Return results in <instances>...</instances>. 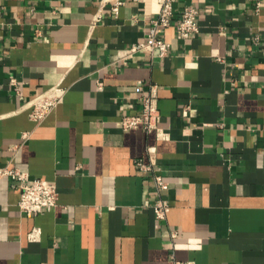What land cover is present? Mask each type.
I'll use <instances>...</instances> for the list:
<instances>
[{"label": "crops", "instance_id": "obj_1", "mask_svg": "<svg viewBox=\"0 0 264 264\" xmlns=\"http://www.w3.org/2000/svg\"><path fill=\"white\" fill-rule=\"evenodd\" d=\"M188 5L200 30L183 39ZM159 9L0 0V166L59 191L57 206L27 216L0 180V264H264V0H176L168 54H132ZM154 85L167 136L124 130L142 108L136 87ZM53 92L59 102L34 120L35 98ZM139 159L168 182L164 220Z\"/></svg>", "mask_w": 264, "mask_h": 264}, {"label": "built area", "instance_id": "obj_2", "mask_svg": "<svg viewBox=\"0 0 264 264\" xmlns=\"http://www.w3.org/2000/svg\"><path fill=\"white\" fill-rule=\"evenodd\" d=\"M144 2L146 0H135ZM126 0H102L103 4L111 3L114 14H119L120 8ZM160 9L158 14L151 19V27L147 40L136 42L131 46V53L141 50L157 51L159 56H166L172 45L165 40L161 34L164 29L172 23L175 13L176 0H158ZM261 2H257L255 10L260 11ZM199 10L193 6H186L177 22V34L180 38H190L200 30L198 22ZM13 85L18 89L17 82L13 80ZM136 92L141 95L142 108L136 114H126L121 119V126L124 130L144 128L148 132L156 131L159 136L166 137L163 128L160 126L162 115L159 108L158 87L152 86L150 92L145 93L142 86L136 87ZM58 93H43L34 100L31 116L34 120L43 119L50 110L59 102ZM138 166L154 175L155 187L158 197L153 203L156 218L164 220L171 210V203L164 198L163 193L169 188L161 170L156 169L152 164H147L141 159L137 161ZM9 178L13 181V186L20 190L19 209L27 216H35L46 210L57 206L59 191L56 186L46 182L41 178H31L28 172L7 164L0 166V180ZM39 230L35 229L30 233V238H35Z\"/></svg>", "mask_w": 264, "mask_h": 264}]
</instances>
